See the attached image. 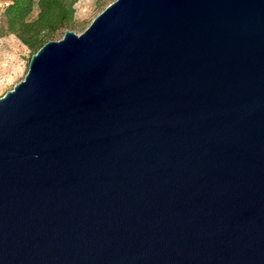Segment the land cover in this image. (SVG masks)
Returning <instances> with one entry per match:
<instances>
[{"label":"water","instance_id":"obj_1","mask_svg":"<svg viewBox=\"0 0 264 264\" xmlns=\"http://www.w3.org/2000/svg\"><path fill=\"white\" fill-rule=\"evenodd\" d=\"M0 264H264V0H115L33 54Z\"/></svg>","mask_w":264,"mask_h":264},{"label":"trees","instance_id":"obj_2","mask_svg":"<svg viewBox=\"0 0 264 264\" xmlns=\"http://www.w3.org/2000/svg\"><path fill=\"white\" fill-rule=\"evenodd\" d=\"M78 0H10L3 8L0 36L11 33L32 55L46 42L64 34L75 20Z\"/></svg>","mask_w":264,"mask_h":264},{"label":"rangeland","instance_id":"obj_3","mask_svg":"<svg viewBox=\"0 0 264 264\" xmlns=\"http://www.w3.org/2000/svg\"><path fill=\"white\" fill-rule=\"evenodd\" d=\"M10 0H0V19L4 6ZM115 0H78L76 4V16L70 30L82 33L110 3ZM65 33V32H64ZM60 34L55 40L61 39ZM32 57L31 49L17 36L6 33L0 41V97L8 90L25 79Z\"/></svg>","mask_w":264,"mask_h":264}]
</instances>
